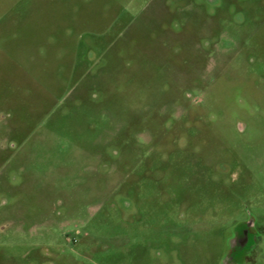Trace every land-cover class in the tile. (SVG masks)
<instances>
[{"label":"rangeland","instance_id":"1","mask_svg":"<svg viewBox=\"0 0 264 264\" xmlns=\"http://www.w3.org/2000/svg\"><path fill=\"white\" fill-rule=\"evenodd\" d=\"M0 264H264V0H0Z\"/></svg>","mask_w":264,"mask_h":264},{"label":"flooded vegetation","instance_id":"2","mask_svg":"<svg viewBox=\"0 0 264 264\" xmlns=\"http://www.w3.org/2000/svg\"><path fill=\"white\" fill-rule=\"evenodd\" d=\"M250 227L251 226H248V224H244L243 229L241 230V234L239 235L238 239L239 244H241V246H245L251 239Z\"/></svg>","mask_w":264,"mask_h":264}]
</instances>
